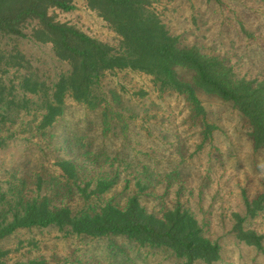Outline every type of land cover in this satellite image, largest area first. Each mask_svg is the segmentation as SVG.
<instances>
[{"label":"rangeland","instance_id":"obj_1","mask_svg":"<svg viewBox=\"0 0 264 264\" xmlns=\"http://www.w3.org/2000/svg\"><path fill=\"white\" fill-rule=\"evenodd\" d=\"M150 8L180 46L219 58L236 79L264 80V0H153ZM49 14L119 45L118 35L86 0H75L70 11L51 8ZM14 47L24 55L23 67L0 73L5 86L0 103V224L34 198L81 214L108 203L124 208L136 196L157 216L175 207L190 212L204 236L221 247V258L212 264H264V239L261 251L234 231V214L246 215L245 198L264 190V149H254L250 125L231 102L196 87L205 110L197 115L183 94L159 90L152 75L113 70L101 77L93 106L68 96L56 121L40 128L41 98L24 94L21 78L30 74L51 87L70 66L55 56L51 44L22 37L0 40L5 53ZM176 71L181 79L193 81L191 70ZM11 98L14 104L7 106ZM206 124L213 126L207 136ZM62 160L75 165L74 179L57 165ZM101 179L113 185L85 197L80 189L89 185V193ZM242 224L264 235V210L246 216ZM0 249L9 251L5 264L185 262L169 248L141 246L125 235L92 238L54 225L18 229L0 239Z\"/></svg>","mask_w":264,"mask_h":264},{"label":"trees","instance_id":"obj_2","mask_svg":"<svg viewBox=\"0 0 264 264\" xmlns=\"http://www.w3.org/2000/svg\"><path fill=\"white\" fill-rule=\"evenodd\" d=\"M75 0H0V40L22 37L43 44H51L55 56L70 66L50 87L30 74L21 78L24 94L39 95L43 114L40 128L52 125L64 109L66 97L76 102L94 105L95 89L107 71L130 69L153 76L159 90L175 91L185 96L197 115L205 110L197 96L196 87L231 102L250 125V138L254 149H264V80L236 79L230 67L219 58L202 54L196 47H182L158 14L150 6L153 0H86L87 6L101 17L118 35L119 45L88 35L68 23L55 21L51 8L70 11ZM29 25H31L29 27ZM30 28L27 32L26 28ZM24 55L14 47L5 53L0 48V73L10 68H22ZM193 72V81L181 79L177 68ZM5 86L0 83V103L4 100ZM14 104V99L6 105ZM19 104V103H18ZM17 103L15 105H18ZM212 125L206 124V136ZM57 165L69 178L76 177L75 165L62 160ZM113 185L112 180H99L85 197L101 194ZM246 215L234 214V231L239 240L263 250L264 235L245 229L246 216L254 217L264 210V190L255 198H245ZM67 228L71 233L92 238L107 235H125L141 246L166 247L184 264L203 261L212 264L221 258V247L202 233L197 219L187 210L175 207L161 216L149 213L132 196L124 208L105 204L99 211L73 214L66 206L51 207L46 199L34 198L22 205L20 212L0 224V239L18 229ZM9 251L0 249V264H5ZM31 264H41L31 261Z\"/></svg>","mask_w":264,"mask_h":264}]
</instances>
